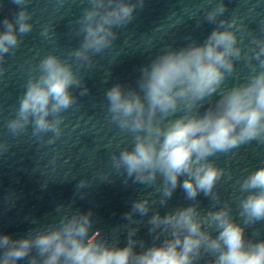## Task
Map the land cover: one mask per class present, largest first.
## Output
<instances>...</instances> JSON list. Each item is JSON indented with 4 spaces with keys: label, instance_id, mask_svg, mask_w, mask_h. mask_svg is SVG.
I'll list each match as a JSON object with an SVG mask.
<instances>
[{
    "label": "clouds",
    "instance_id": "1",
    "mask_svg": "<svg viewBox=\"0 0 264 264\" xmlns=\"http://www.w3.org/2000/svg\"><path fill=\"white\" fill-rule=\"evenodd\" d=\"M11 2L19 10L14 19L0 21V75L5 55L14 53L21 37L33 29L32 13L27 10L30 0ZM58 2L62 6L65 0ZM87 3L76 21V35L83 36L80 46L70 50L67 59L47 54L32 69L35 74L29 76L15 116L7 122L13 136L26 132L29 125L38 140L51 133L48 144L62 135L61 114L77 100L71 89H80V95L89 92L70 61L91 68L93 55L112 46L115 29L131 23L144 0ZM226 11L223 0L206 10L204 18L216 27L203 42L189 39L180 47L168 45L140 68L134 87L116 83L106 90L108 118L130 135L132 144L111 156L112 167L125 184L130 179L153 188L159 200L151 199L152 194L134 200L123 214L126 223L113 228L111 240L93 230L92 210L57 205L51 222L30 229L25 237L0 234V264L25 259L27 264H201L206 257L208 264H264V239L246 235L247 227L264 222V166L237 181L239 221L233 218L230 203L219 208L213 204L205 211L197 199L203 194L220 201L215 188L225 169L211 157L253 141L264 144V38L246 33L235 14L222 18ZM40 34L51 40V25H43ZM246 35L251 36L247 49L242 46ZM240 60L251 69L248 77L224 87ZM213 97H217L214 103L201 112L204 102ZM8 147L0 142V154ZM86 186L88 181L80 180L77 189ZM178 188L193 203L164 214L153 211L157 204L166 207ZM142 226L147 227L151 244L138 237ZM121 232L126 233L123 246L118 238Z\"/></svg>",
    "mask_w": 264,
    "mask_h": 264
},
{
    "label": "water",
    "instance_id": "2",
    "mask_svg": "<svg viewBox=\"0 0 264 264\" xmlns=\"http://www.w3.org/2000/svg\"><path fill=\"white\" fill-rule=\"evenodd\" d=\"M217 2L219 0H213L212 4L206 0H144L133 21L115 29L117 37L112 46L93 55L91 68L78 67L75 61H70L89 92L80 95V89H71L76 103L61 114L64 117L62 135L48 144L46 141L51 133L45 135L43 141L38 140L32 136L29 125L26 132L13 136L7 122L14 118L20 97L26 91V82L35 74L32 69L39 60L50 53L67 59L68 52L80 46L83 36L76 35L79 27L76 21L89 5L87 0H65L62 6L58 0H30L27 10L32 13L33 29L21 37L20 46L14 53L5 55L4 71L0 75V142L9 146L0 154V234H8L14 239L25 237L30 229L50 223L57 205H71L74 210H92L93 230L99 229L102 236L111 240L113 228L126 223L123 214L130 210L134 200L149 194H152L151 199L159 200V194L154 193L153 188L133 184L130 179L125 184L124 177L116 175L111 156L119 155L121 149L131 148L132 144L130 135L110 122L105 93L116 83L134 87L140 68L166 46L180 47L189 39L203 42L216 27L204 18L205 12ZM223 2L227 11L222 18L231 19L235 14L242 19L246 33L264 38V0ZM18 10L11 0H0V21L5 17L14 19ZM188 12L195 15L190 17ZM178 19L180 22L176 23ZM46 24L51 25L54 33L51 40L40 34ZM250 39V35L243 39L245 49ZM250 71L243 60L237 61L235 73L226 80L224 87L244 82ZM216 98L205 101L200 111L203 112ZM210 159L225 169V175L215 188L220 201L217 203L201 194L197 198L200 207L206 211L213 204L219 208L230 203L233 218L239 221L237 181L264 166V144L253 141L232 153L217 154ZM108 177L110 180L105 181ZM80 180L88 181V186L77 189ZM80 195L84 198L80 199ZM189 203L193 201L185 200L183 191L178 188L166 207L157 204L153 211L164 214ZM147 218L144 217L145 222ZM33 219L41 223L35 225L31 222ZM125 235L124 232L119 234L121 246L126 242ZM246 235L264 239V222L247 227ZM138 237L152 243L146 226L141 227ZM18 264H27V259ZM201 264H208V258Z\"/></svg>",
    "mask_w": 264,
    "mask_h": 264
}]
</instances>
